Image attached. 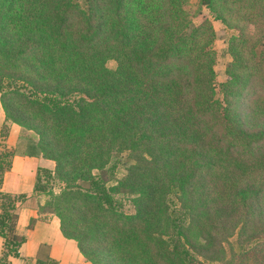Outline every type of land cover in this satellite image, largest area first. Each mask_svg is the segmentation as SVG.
<instances>
[{"label":"trees","instance_id":"obj_1","mask_svg":"<svg viewBox=\"0 0 264 264\" xmlns=\"http://www.w3.org/2000/svg\"><path fill=\"white\" fill-rule=\"evenodd\" d=\"M198 5L211 15L199 25L189 0H0L1 137L25 132L0 152L5 260L25 242L7 233L26 195L2 192L18 155L55 164L38 168L35 191L66 184L83 220L54 215L92 264H197L194 249L217 261L222 233L264 214V0ZM214 21L235 32L222 98Z\"/></svg>","mask_w":264,"mask_h":264},{"label":"crops","instance_id":"obj_2","mask_svg":"<svg viewBox=\"0 0 264 264\" xmlns=\"http://www.w3.org/2000/svg\"><path fill=\"white\" fill-rule=\"evenodd\" d=\"M5 120L0 94V152L5 148L16 149L24 137L22 128L12 124L8 137L2 139ZM53 164L43 158L18 155L6 172L2 192L26 195L25 200L17 203L15 225L7 234L9 238L24 237L25 242L18 249L19 257L13 254L5 260V240L0 237V264H92L80 252L78 243L63 234L60 219L41 210L44 201L35 191L37 170L40 167L53 170Z\"/></svg>","mask_w":264,"mask_h":264},{"label":"rangeland","instance_id":"obj_3","mask_svg":"<svg viewBox=\"0 0 264 264\" xmlns=\"http://www.w3.org/2000/svg\"><path fill=\"white\" fill-rule=\"evenodd\" d=\"M189 8L192 14L195 15L194 22L199 25L202 24L206 18L211 19V15L206 8H199L198 0H189ZM214 28L217 32V39L214 43V49L217 52V62L215 66L216 71V89L217 96L219 98L223 97L221 92V85L226 81L227 78V64L231 61V57L228 54V45L230 37L235 34L234 31H230L227 27L218 22H213ZM106 66L111 70H116L118 63L116 60H109ZM25 133V132H24ZM28 135L29 133L26 132ZM25 135V134H24ZM32 135V134H31ZM119 167L117 169L116 178H124L127 174L129 166L133 163L128 157V154L121 156ZM55 166V164H53ZM118 180L112 182L113 185H117ZM44 192H39L42 195L44 205L41 207L42 211L49 212L56 215H68L71 211H74L72 218L79 222L80 219L83 220V217L79 213H75L73 199H67L64 195L66 191V184L59 179L52 178L51 180L43 179ZM116 200L121 203L120 212L125 214H135L136 208L131 199L126 198L125 196H115ZM174 201L173 207L180 205V198L175 195L171 196ZM77 207V206H76ZM95 226V225H93ZM90 233L95 234L97 231H91V227L88 228ZM225 236H221L222 240V258L217 261H209L203 258L198 252L194 249L191 253L198 260L197 264H264V241L263 242H253L257 237H264V214L260 218L251 220L248 227L243 229L240 227L236 232H233V225L228 227V229L223 232ZM198 232L194 230L193 238L197 237ZM230 235V238L227 236ZM197 244H195V248ZM247 247V248H244ZM192 249V248H191ZM244 250H248V253L244 255Z\"/></svg>","mask_w":264,"mask_h":264}]
</instances>
